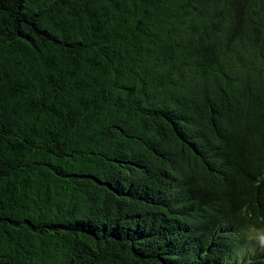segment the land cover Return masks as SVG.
<instances>
[{
    "label": "trees",
    "instance_id": "16d2710c",
    "mask_svg": "<svg viewBox=\"0 0 264 264\" xmlns=\"http://www.w3.org/2000/svg\"><path fill=\"white\" fill-rule=\"evenodd\" d=\"M264 0H0V264H264Z\"/></svg>",
    "mask_w": 264,
    "mask_h": 264
},
{
    "label": "clouds",
    "instance_id": "9594fccd",
    "mask_svg": "<svg viewBox=\"0 0 264 264\" xmlns=\"http://www.w3.org/2000/svg\"><path fill=\"white\" fill-rule=\"evenodd\" d=\"M250 241L254 240L255 243L261 247L264 248V234L256 235V236H249L247 237Z\"/></svg>",
    "mask_w": 264,
    "mask_h": 264
}]
</instances>
